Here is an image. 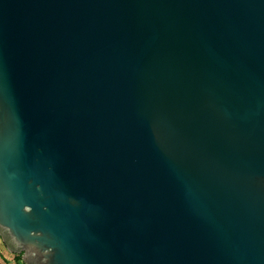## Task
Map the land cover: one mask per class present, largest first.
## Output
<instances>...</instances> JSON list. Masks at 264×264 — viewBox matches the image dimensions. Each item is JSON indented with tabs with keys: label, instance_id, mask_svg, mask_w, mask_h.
<instances>
[{
	"label": "water",
	"instance_id": "95a60500",
	"mask_svg": "<svg viewBox=\"0 0 264 264\" xmlns=\"http://www.w3.org/2000/svg\"><path fill=\"white\" fill-rule=\"evenodd\" d=\"M0 230L28 264H264V0H0Z\"/></svg>",
	"mask_w": 264,
	"mask_h": 264
},
{
	"label": "rangeland",
	"instance_id": "374dc122",
	"mask_svg": "<svg viewBox=\"0 0 264 264\" xmlns=\"http://www.w3.org/2000/svg\"><path fill=\"white\" fill-rule=\"evenodd\" d=\"M9 245V239L7 238L5 232L3 230H0V257L5 260H8L7 263L4 261L3 264H28L27 263V256L11 250ZM1 250L4 251V255L1 253ZM4 256V257H3ZM2 262V261H1ZM30 264H34V261H32V258L30 257Z\"/></svg>",
	"mask_w": 264,
	"mask_h": 264
},
{
	"label": "crops",
	"instance_id": "0c3cea01",
	"mask_svg": "<svg viewBox=\"0 0 264 264\" xmlns=\"http://www.w3.org/2000/svg\"><path fill=\"white\" fill-rule=\"evenodd\" d=\"M1 253L4 255V251L1 250ZM3 257H4V256H3ZM1 261H2V262H1ZM4 261L7 263L8 260H5V259H4ZM4 261H3V258L0 257V264H3Z\"/></svg>",
	"mask_w": 264,
	"mask_h": 264
}]
</instances>
